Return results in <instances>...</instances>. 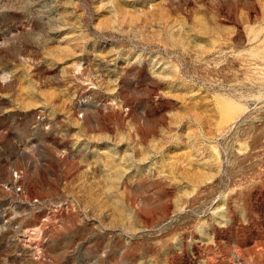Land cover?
Wrapping results in <instances>:
<instances>
[{"label":"rangeland","instance_id":"rangeland-1","mask_svg":"<svg viewBox=\"0 0 264 264\" xmlns=\"http://www.w3.org/2000/svg\"><path fill=\"white\" fill-rule=\"evenodd\" d=\"M0 264H264V0H0Z\"/></svg>","mask_w":264,"mask_h":264},{"label":"bare ground","instance_id":"bare-ground-1","mask_svg":"<svg viewBox=\"0 0 264 264\" xmlns=\"http://www.w3.org/2000/svg\"><path fill=\"white\" fill-rule=\"evenodd\" d=\"M233 261V260H232ZM234 263V262H233Z\"/></svg>","mask_w":264,"mask_h":264}]
</instances>
